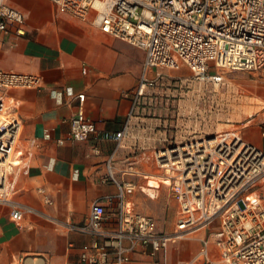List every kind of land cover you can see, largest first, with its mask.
Returning <instances> with one entry per match:
<instances>
[{
    "label": "built area",
    "instance_id": "2783aa9c",
    "mask_svg": "<svg viewBox=\"0 0 264 264\" xmlns=\"http://www.w3.org/2000/svg\"><path fill=\"white\" fill-rule=\"evenodd\" d=\"M49 1L59 12L73 17L92 16V23L102 32L145 52L130 113L146 88L162 75L148 78L146 72L151 68L184 65L196 80L214 83L221 82L222 75L209 73L211 67L248 72L264 69V0ZM24 22L22 11L0 0V32L13 24L23 33ZM42 87L40 74L0 68V202L10 204L14 222L21 221L27 209L10 198L13 168L22 163L23 122L6 93L11 89L40 91ZM77 97L82 104L84 95ZM95 133V123L82 110L71 117L69 141H84ZM126 135L124 126L107 139L117 148ZM62 143L63 139L57 140ZM113 154L104 180L114 181L118 188L115 195L106 197L114 204V215L95 200L88 222L69 226L101 239L92 252L80 254V264H125L137 244L154 257L162 252L161 264H167L168 243L202 229L210 233L186 264H264V150L235 130L174 140L156 149L151 159L157 177L168 179L166 184L177 202V222L171 233L158 230L152 216L133 209L130 196L136 184L116 181L110 164ZM132 163L127 164V171L135 172ZM210 242L218 252L216 259L209 253Z\"/></svg>",
    "mask_w": 264,
    "mask_h": 264
},
{
    "label": "crops",
    "instance_id": "0c3cea01",
    "mask_svg": "<svg viewBox=\"0 0 264 264\" xmlns=\"http://www.w3.org/2000/svg\"><path fill=\"white\" fill-rule=\"evenodd\" d=\"M7 2L24 13L25 22L23 33L13 24L0 32V68L40 74L43 87L6 93L23 122L22 163L13 168L10 198L27 209L22 220L14 222L10 204L0 202V264H80V254L92 252L101 239L69 226L87 223L95 200L114 215V204L106 197L115 195L118 188L114 181L104 180L112 153L110 164L116 181L136 184L130 196L133 209L154 220L165 211L161 186H168L157 177L151 159L153 152L164 146L157 129L160 122L147 116L144 96L130 113L145 52L102 32L92 23V16L82 19L59 12L49 0ZM163 70L151 68L146 76L155 78ZM78 94L84 95L82 104ZM78 110L95 123L96 133L87 140L71 142L67 139L70 119ZM124 126L127 135L116 148L107 136ZM58 139L63 143L57 144ZM245 140L264 150L261 133ZM129 162L135 172L127 171ZM209 233L202 229L192 234L194 241H170L167 264L189 262ZM191 247L194 249L187 257L172 260L173 248L180 253L181 248ZM209 253L213 259L218 257L212 242ZM129 255L125 264H161L163 260L162 252L151 256L141 244Z\"/></svg>",
    "mask_w": 264,
    "mask_h": 264
},
{
    "label": "rangeland",
    "instance_id": "374dc122",
    "mask_svg": "<svg viewBox=\"0 0 264 264\" xmlns=\"http://www.w3.org/2000/svg\"><path fill=\"white\" fill-rule=\"evenodd\" d=\"M215 71L222 75L219 84L194 79L187 66L165 69L155 84L146 88L142 101L148 105L147 116L160 122L157 129L161 133V145L228 129L248 139L264 130V69L252 72L209 69V72ZM163 179L168 183L167 178ZM161 187L165 190L162 197L165 211L155 221L158 230L171 233L177 222L176 201L168 187ZM190 239L194 241L192 234L181 242ZM193 249L181 248L178 253L173 248L172 260L187 257Z\"/></svg>",
    "mask_w": 264,
    "mask_h": 264
},
{
    "label": "bare ground",
    "instance_id": "6f19581e",
    "mask_svg": "<svg viewBox=\"0 0 264 264\" xmlns=\"http://www.w3.org/2000/svg\"><path fill=\"white\" fill-rule=\"evenodd\" d=\"M216 83V82H215ZM14 162H18V161H14Z\"/></svg>",
    "mask_w": 264,
    "mask_h": 264
}]
</instances>
